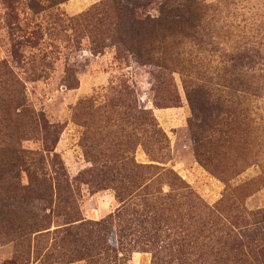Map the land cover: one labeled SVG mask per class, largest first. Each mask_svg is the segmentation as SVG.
I'll return each mask as SVG.
<instances>
[{"label": "rangeland", "instance_id": "1", "mask_svg": "<svg viewBox=\"0 0 264 264\" xmlns=\"http://www.w3.org/2000/svg\"><path fill=\"white\" fill-rule=\"evenodd\" d=\"M61 1L0 0V66L16 80L0 73V108L20 83L23 122L43 114L60 129L53 153L25 133L27 167L42 158L54 179L61 169L53 205L37 210L47 230L0 226V264H264L254 215L264 212V61L244 71L245 93L223 94L235 113L249 111L234 128L226 114L206 124L187 98L203 74L227 84L222 53L264 56V0H202L197 40L176 26L126 33L122 12L154 19L158 0H121L122 11L112 0ZM133 161L157 170L137 177Z\"/></svg>", "mask_w": 264, "mask_h": 264}, {"label": "trees", "instance_id": "2", "mask_svg": "<svg viewBox=\"0 0 264 264\" xmlns=\"http://www.w3.org/2000/svg\"><path fill=\"white\" fill-rule=\"evenodd\" d=\"M65 1L67 0H62L59 4ZM158 1L161 7L159 9L160 16L154 19L150 17L143 18L135 9L128 10L126 8L125 10V6L122 5L121 0H112V3H115L116 8H120L121 11L125 10V12H122L121 19L122 22L124 21L125 28H127L126 33L154 36L155 31H160L159 28L165 25L170 29H173L175 26L183 27L192 33L191 36L196 38V40L197 35H201L200 32L204 34L203 30H199V22L203 21L199 13L206 8L202 0ZM37 6L39 7V5ZM220 58L228 65L225 68H223V65L220 67L218 72L222 74V77L219 79V76H217V78L227 84L221 85L219 81V83H215L217 81L209 79L212 75L208 78L203 74L204 78L199 80V85L194 87L188 86L187 98L195 115L200 113L203 122L206 124L218 121L214 119H218L222 114H226L228 116V126L234 128L236 124L233 121L236 119V115L240 116L242 113L248 114L249 111L240 110L239 114L235 113L226 104L227 101H225L223 94L231 97L232 95H238V93H245V91H238L237 89V85L239 87L245 86V83H243V80L246 79L244 71L246 69L247 71L250 70L260 60L263 62L264 56H260L258 50L254 52L253 49L248 50L245 47L233 52L222 53ZM148 61V64H152L153 62L151 58ZM0 68V73L10 76L9 80L16 84V80L8 69L7 64H2ZM17 85V93L11 90L6 91L2 100L3 107L0 108V226H6L14 234H18L20 231H29L33 227H36L37 230L39 229L38 232L47 230L50 221H48V217L37 213V210L44 209L45 206L48 209L53 205L52 196L54 195L55 188L52 181H57V179L61 178L59 175L61 169H58L56 172L52 169V173L56 176L55 179L47 173L46 168L41 166L42 163L44 164L42 158L40 160V167L37 169L27 167L28 164L32 165V163L27 162L31 160V153L21 148L20 144L21 140L27 137L25 133L35 132L44 136L46 151L53 153L55 149L54 144H57L58 139L52 140L50 136H56L60 132V129L56 126H51L43 114L33 113L34 116L29 115L28 117V124L23 122L28 109L25 108L23 87L18 82ZM214 86H222V88H219L220 90L213 89ZM18 109L21 111L18 112ZM229 119H232V121ZM203 139L198 142V145L202 143ZM210 144H202L198 147L199 161L209 168H211L210 165L213 163V158L209 155V151H206V148ZM129 167H131V173L137 177L152 174L157 170L152 166L145 167L138 165L134 161L129 164ZM23 172L28 177V185L23 184ZM57 185V190L62 188L61 183ZM254 215H262L259 216V223L264 224V212ZM97 226H101V224H97Z\"/></svg>", "mask_w": 264, "mask_h": 264}]
</instances>
